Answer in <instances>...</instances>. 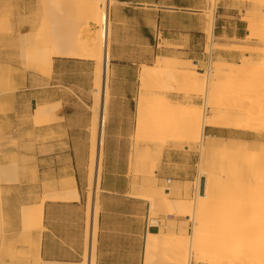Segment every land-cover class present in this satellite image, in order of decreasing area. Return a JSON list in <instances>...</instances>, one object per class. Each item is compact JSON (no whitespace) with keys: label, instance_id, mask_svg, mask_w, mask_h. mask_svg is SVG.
<instances>
[{"label":"rangeland","instance_id":"1","mask_svg":"<svg viewBox=\"0 0 264 264\" xmlns=\"http://www.w3.org/2000/svg\"><path fill=\"white\" fill-rule=\"evenodd\" d=\"M1 1L3 0H0V165L16 164L17 171L16 180H0L1 207L3 210L1 223L4 230L3 238L5 239L2 249V263L38 264L37 246L40 240L37 232L41 231L42 228L33 227L25 231L23 221L17 226L13 225L7 219V214L4 211V198L10 194V186L19 181V173L27 167L24 156L29 153L28 149H30L32 143L33 132L30 130L32 124H39L33 117L34 101L30 104V99L34 98L35 94L32 88L36 86L35 84L48 87L55 83L59 85L62 91L75 93L74 88L76 85L80 102L90 117L87 124V132L91 147L92 126L95 117L94 86L96 85L98 61L95 59L59 57L63 58L65 65H58L56 74L54 70L51 74H48L43 70L31 67L23 56L20 41L24 35L23 33L28 32L34 26L37 36L34 37L33 43L40 46L44 44L43 36L45 33L43 31L45 27L42 26L40 15L43 14V17H45L44 25L47 21H53L57 17L59 24L61 22V27L58 28L57 22L52 24L58 33L61 32V36L66 35L69 27L75 26L74 22L76 20L80 21V18L74 12L73 5L66 2L62 5L63 9H50L49 6L43 8L39 0H18V3H15L7 10V13L16 16L14 17V22L9 25L3 23L6 13ZM130 1L132 3H118V16L112 17L111 57L108 79L109 103L104 140L105 146L109 124L115 122V120L118 125L130 127L129 133L126 137L124 136L131 145L128 172L130 180L128 182L124 179L107 180V186L114 187L118 191L124 189L126 195H114L108 201H100V182L104 170L103 147L98 195L96 198L97 208L99 214L102 211L105 213L106 209L114 212L106 217V221L114 224L112 227L116 230H113L112 234L108 232L104 237V242L99 246L100 255L104 257H101V261H96L95 264H141L143 236L145 233V228H142V222L146 219L145 210H148L146 204L148 202L135 198V195H148L151 192L150 186L157 188L159 192L163 188L171 186L172 193L169 198L191 200L197 192V177L200 170H205L211 175L216 185L215 191L219 192L221 198L227 200L224 201L226 207L231 199L237 200L236 205L233 208H229L228 212L236 216L244 212L243 208L252 205L253 202L256 203L259 193L264 195V176L247 175L243 172L247 168L246 164L251 162L255 164L258 170L264 171V152H260L261 149L255 152L252 149L254 146L261 148V144L264 143V134L232 129L233 132L231 133L235 135L234 137L226 139L223 137L215 138L214 141L216 149L221 145L223 149L227 148L228 152L225 153L223 150L211 152V154L208 153L203 162L200 163L198 143L175 139L177 128L179 129L182 126L181 121L170 124L168 126L169 129L166 131L160 129L158 126L160 124H158L138 134V118L136 114L137 100L140 95L146 97V119L148 121H152L160 115V105L155 103L158 98L169 99L171 103L195 104L197 107H202L204 99L199 94H190L181 88H176L175 90L165 88L161 84H152V82L148 85L142 84L138 80L142 65H155L157 63V55L198 60L199 68L201 69H207L210 66L211 59L241 64L245 58L241 52L217 48L209 51V48L206 47L209 44L205 32L206 24L212 19L213 15L216 16L217 9L234 15L235 17L231 18L233 24L238 18L244 16L260 22L264 18V0H219L214 11L212 10L214 14L211 12L210 0H201V11H198V13L202 30L204 31V53L190 55L189 57L178 53L161 51L165 47L176 46H172L165 40L162 41V33H160L161 39L157 45L155 35L160 27L146 13L150 6L136 4L137 1L145 0ZM219 6H221L220 9ZM245 22L248 26V21ZM65 23L68 25L62 26ZM27 35H30V32ZM224 39L229 42L247 45L253 51L263 45L262 38L250 35L248 29L243 38ZM180 44L184 46L182 42ZM221 51L230 53L223 58ZM7 57L9 58L7 59ZM256 60L260 64L263 62V60ZM44 96H41V99L44 100L46 95ZM248 101V99L243 100L239 107L245 109L249 106ZM41 102L39 101L37 104ZM208 128L206 133L210 134ZM220 130L223 129L220 128ZM149 134H151V141H147L146 138ZM239 143L246 148L244 151L236 150L235 146ZM184 162L190 163L196 168V175L192 182L176 186V182H174L176 178L170 174L172 171L179 169L181 163ZM112 168L123 170L125 165L119 164L118 166H112ZM155 169L156 171H154ZM169 178L172 179L171 183L167 181ZM241 183L245 184V190H243L246 195L245 198L239 195L242 189ZM93 189V184L90 183L89 192L92 194ZM252 190L254 194L250 196ZM89 206L90 204L88 203ZM152 217L162 224V226H158L159 229L157 228V230L167 231L173 227L178 235L184 234L188 236L192 232L194 225L192 221H189L188 218L180 213L164 216L158 212L157 214L152 213ZM90 222L91 216H88L87 213V228L90 227ZM192 264L202 263L193 260Z\"/></svg>","mask_w":264,"mask_h":264},{"label":"bare ground","instance_id":"2","mask_svg":"<svg viewBox=\"0 0 264 264\" xmlns=\"http://www.w3.org/2000/svg\"><path fill=\"white\" fill-rule=\"evenodd\" d=\"M39 1L43 8L49 6L50 9H61L64 2L71 4L80 21L76 20L75 26H70L67 34L61 36V32L58 33L52 24L57 22L58 28L61 27V22L59 24L57 17H54L56 20L53 18L55 22L51 19L53 21H47L44 25L45 17L41 14L42 26L45 27L44 44L40 46L33 43L34 37L37 36L34 26L28 32L23 33L20 41L23 56L29 65L51 74L55 57L98 61L96 85L94 86L95 117L91 135L89 172L90 183L93 184L96 180L97 198L109 103L108 79L112 17L118 16L117 4L119 2L118 0ZM218 1L210 0L213 14ZM15 3H18V0L1 1L6 13L3 23L10 25L14 22L16 16L7 13V10ZM214 20L213 15L206 24L205 32L209 41L206 47L209 51L217 48L241 52L245 56L241 64L211 59L210 66L207 69H201L198 60L157 55V63L155 65L143 64L138 75V80L144 85L152 82V84H161L165 88L173 90L181 88L190 94L202 96L204 99L202 107H197L195 104L171 103L169 99L158 98L155 103L160 105V115L148 121L146 119V97L140 95L137 100L136 113L138 134L158 124H160L158 125L160 129L166 131L170 124L181 121L182 126L177 128L175 139L198 143L200 163L208 153L223 150L225 153L228 152L227 148L223 149L221 145L216 149L214 144L216 137L206 133L207 127L264 134V18L260 22L246 16L241 18L243 21H248L247 29L250 35L262 38L263 45L255 51L242 43H233L216 37ZM29 32L30 35H27ZM9 56L12 58L11 55ZM256 59L263 60V62L260 64ZM245 99L249 100V106L241 109L240 103ZM61 110L60 102L38 103L33 109V117L37 123L46 124L52 122ZM146 138L147 141H151V134ZM260 147L254 146L252 149L255 152L258 149L264 152V143ZM235 148L237 151L246 149L240 143ZM246 165L247 168L243 171L245 174L264 176V171L258 170L253 162ZM16 179V164L0 165V180L13 181ZM244 185L241 183L242 189L239 194L243 198L246 196L243 191L245 190ZM215 186L211 175L201 169L197 177V192L191 200L169 198L172 193L171 186L163 188L160 192L157 188L150 186L151 192L148 195H135V198L148 202L146 214L148 226L150 224L162 226L152 217V213L157 214L158 212L164 216L180 213L194 223L192 232L188 236L178 235L173 227L167 231L160 229L155 232L146 229L143 236L141 264H192L193 260L202 264H264V195L259 193L258 201L255 200L256 203L253 202L252 205L243 208L244 212L236 216L228 212L229 208L236 205L237 200L231 199L226 207L224 201L227 200L219 196V192L215 191ZM64 191L68 194L67 197L47 193L41 203L24 205L21 212L24 230L28 231L33 227L43 228L46 200L78 198L74 182H67ZM253 194L252 190L250 196ZM91 200L92 193L89 192L90 206L87 213L91 216V222L87 229L83 260L76 263L47 261L39 255V244L37 246L38 264H95L99 211L97 199L94 205ZM1 203L0 195V264H3L2 249L5 239L1 223L3 213Z\"/></svg>","mask_w":264,"mask_h":264},{"label":"crops","instance_id":"3","mask_svg":"<svg viewBox=\"0 0 264 264\" xmlns=\"http://www.w3.org/2000/svg\"><path fill=\"white\" fill-rule=\"evenodd\" d=\"M120 4L132 3L130 0H118ZM136 4L149 5L146 13L158 23L162 33V41L165 40L172 46L165 47L161 51L178 53L187 56L203 54L204 31L200 22L198 11H201V0H145ZM221 6H219V9ZM235 17L227 11H219L215 16L214 34L218 38H243L246 34V22ZM153 34V32L151 31ZM180 42L184 44L181 46ZM221 51V56L229 54ZM65 65L63 58L54 59V72L57 66ZM33 86V101L41 103L60 102L62 110L56 118L46 124H32V143L26 158V169L19 173V181L10 186L11 192L6 195L4 211L7 219L13 224L19 225L22 221L21 212L24 205L41 203L47 193L66 196L64 191L67 182H74L78 198L68 197L44 202L43 228L37 232L40 240L39 255L47 261L80 262L84 258L85 242L87 234V212L89 195V162L90 144L88 140L87 124L89 115L80 102V96L75 85V93L64 92L58 84L52 83L48 87ZM46 98L43 100V97ZM33 97V96H32ZM40 97V98H39ZM45 97V96H44ZM16 119V118H15ZM129 126L118 125L115 122L109 124L107 139L104 146L103 174L101 178L100 201H108L114 195H126L124 189L118 191L114 187L106 185L110 179L130 180L129 150L130 142L124 136L129 133ZM222 129V128H221ZM211 136L216 138L234 137L233 130L209 127ZM123 137V138H122ZM124 164L125 168L118 170L112 166ZM111 175V176H110ZM171 176L176 179V186L192 182L196 175V168L190 163H181ZM119 177V178H117ZM93 194L91 203L96 199L95 182L93 181ZM64 191V192H63ZM95 196V197H94ZM147 207H148V203ZM148 211V210H147ZM145 210V216L147 214ZM113 211H102L98 217V237L96 261H101L99 246L104 242V237L112 234V223L106 221ZM142 228L157 231L158 226H148L146 219L142 222ZM159 229V228H158ZM104 231V232H103ZM90 254V250H89Z\"/></svg>","mask_w":264,"mask_h":264},{"label":"built area","instance_id":"4","mask_svg":"<svg viewBox=\"0 0 264 264\" xmlns=\"http://www.w3.org/2000/svg\"><path fill=\"white\" fill-rule=\"evenodd\" d=\"M160 33H161V31H160V29H159L158 32H157L156 35H155V37H156V41H157V45H158V43H159V41H160V39H161V37H160ZM167 181H168V183H171L172 179L169 178ZM149 226H150V225H149Z\"/></svg>","mask_w":264,"mask_h":264},{"label":"water","instance_id":"5","mask_svg":"<svg viewBox=\"0 0 264 264\" xmlns=\"http://www.w3.org/2000/svg\"><path fill=\"white\" fill-rule=\"evenodd\" d=\"M36 105V103L34 102V106ZM98 159V158H97ZM95 187H96V180H95ZM95 197V196H94ZM94 203H95V198H94V200H93V205H94Z\"/></svg>","mask_w":264,"mask_h":264}]
</instances>
